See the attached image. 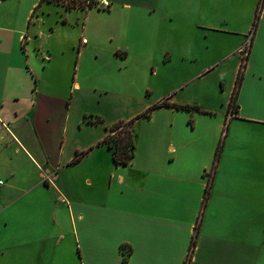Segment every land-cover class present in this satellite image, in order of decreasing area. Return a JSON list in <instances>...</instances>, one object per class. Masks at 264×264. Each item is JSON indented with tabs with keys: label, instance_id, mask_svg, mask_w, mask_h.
Wrapping results in <instances>:
<instances>
[{
	"label": "crops",
	"instance_id": "1",
	"mask_svg": "<svg viewBox=\"0 0 264 264\" xmlns=\"http://www.w3.org/2000/svg\"><path fill=\"white\" fill-rule=\"evenodd\" d=\"M98 1L0 0L1 254L187 264L197 233L190 264H264V4L231 117L260 0ZM165 99L206 112L139 117L117 165L108 126Z\"/></svg>",
	"mask_w": 264,
	"mask_h": 264
},
{
	"label": "trees",
	"instance_id": "2",
	"mask_svg": "<svg viewBox=\"0 0 264 264\" xmlns=\"http://www.w3.org/2000/svg\"><path fill=\"white\" fill-rule=\"evenodd\" d=\"M49 1H53L56 3L63 4V5H65V9H67V10H72L75 8H79L81 10H88V9H90L92 7H96V6L98 9H105L100 5L98 0H49ZM263 4H264V0H260L256 15L254 18L253 27L251 28V31H252L251 43L253 42L254 33H255L256 28L258 26V22L260 19V12H262ZM251 43H249V48H248L247 54L244 55V58L242 59L240 72H239V75H237L236 87H235V91H233V96H232L231 106H230V108H232L234 110L236 107H238V103H237L238 102V94H239V91L241 90V85H242V82L244 79L245 69H246V65H247V59H249V54H250ZM160 106H171L176 110H189V111H201V112L205 111L198 105H189V103L188 104H178V103H173V102L165 99V100L161 101L160 103L157 102L155 104H152L142 114L141 113L138 114L133 119H130V120L120 119V120L114 122L111 126H108V133L99 141V144L100 145L106 144L109 146L110 149L113 150L112 151L113 159L117 165L127 166L131 163V161L133 160V157L135 156L136 136H137V132H136V128H135V121L139 117L150 118L152 116L153 110L156 107H160ZM90 118H92V117H90ZM92 120H93V122H99V121H102V117L98 116L95 120L94 119H92ZM225 129H227V126ZM223 138H222V141L219 143V146H218V150H217V154H216V158H215L216 162L219 159V156L222 152V147H223V143H224ZM84 153H85V151L77 153L75 158H74V161L80 160V158L83 156ZM210 185H212V183H210ZM210 185H208V187L205 191V197H204V201L202 203V211L206 207L207 201H209ZM196 235H197V233L193 236V239H192V245H191V248L189 249L187 264L191 263L192 251L196 245ZM121 249H122V252L124 254V260L127 261L128 256L131 253L132 249L128 248V246H126V245L121 246Z\"/></svg>",
	"mask_w": 264,
	"mask_h": 264
},
{
	"label": "rangeland",
	"instance_id": "3",
	"mask_svg": "<svg viewBox=\"0 0 264 264\" xmlns=\"http://www.w3.org/2000/svg\"><path fill=\"white\" fill-rule=\"evenodd\" d=\"M19 259L20 258H18L17 256L13 257L10 255L1 254L0 252V264H18V263H21Z\"/></svg>",
	"mask_w": 264,
	"mask_h": 264
},
{
	"label": "built area",
	"instance_id": "4",
	"mask_svg": "<svg viewBox=\"0 0 264 264\" xmlns=\"http://www.w3.org/2000/svg\"><path fill=\"white\" fill-rule=\"evenodd\" d=\"M106 7H108V5H106ZM82 43H86V39H82ZM249 43H251V39H249V41L247 43H245V45H244V49H243L244 55H246L248 52ZM233 113H234V109L231 112V117L233 116ZM2 184H3V180H0V186Z\"/></svg>",
	"mask_w": 264,
	"mask_h": 264
}]
</instances>
